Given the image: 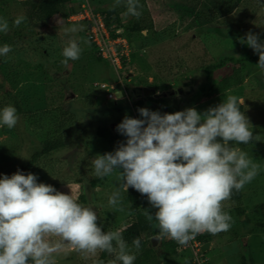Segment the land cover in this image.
<instances>
[{"label": "rangeland", "instance_id": "374dc122", "mask_svg": "<svg viewBox=\"0 0 264 264\" xmlns=\"http://www.w3.org/2000/svg\"><path fill=\"white\" fill-rule=\"evenodd\" d=\"M23 1L26 0H0V18L9 22L8 32H0V46L12 47L7 56H0V109L11 104L20 118L13 129L0 128V174L11 176L17 167L26 164L32 154L41 149V142L53 137L66 113L71 118L63 132L65 146L40 158L29 173L36 175L39 183L71 193L73 199L93 208L106 231H122L132 223L135 209L148 210L151 206L147 197L134 189L123 191L116 172L106 177L95 176L92 166L95 156L114 152L118 143L126 140L109 145L97 136V128L108 125L113 130V123L123 115L141 119L139 113L134 112V104L148 98H166L172 109L168 114L187 108L202 113L221 103L226 96L235 95L244 101L242 112L249 118L255 138L247 145L233 146L240 147L260 165L259 174L240 190L241 205L253 208L264 203V73L256 67L259 60H244L239 64V86L217 96L206 95L197 103L199 88L205 82L202 67L218 65L227 58L235 61L251 58L253 50L241 43L248 32L264 41V0H244L227 18L186 33H180L177 23L158 31L128 33L126 26L133 21L142 23L146 15L152 13L146 0H139L142 13L139 18L125 15L123 5L113 9L114 0H89L90 8L98 16L111 10L114 11L111 19L115 16L119 19V25L111 28L116 27L128 46L127 56H123L124 65L122 63V70L118 72L120 81L106 61L97 59L83 20L64 21L56 16L42 28L28 27L26 20L15 26L14 20L24 17ZM71 27H76L77 31H66ZM69 40H76L82 52L78 60L64 64L62 50ZM3 58L10 59L8 65ZM225 63L226 66L213 73L212 83H217L236 66ZM102 83L116 84L118 89L123 87L126 102L108 107L107 103L113 101L106 100V92L98 88ZM192 96L195 98L191 103ZM144 104L142 108L167 113L156 103ZM117 189L121 203L110 206L109 196ZM235 206L230 200L224 202L225 211ZM119 207L125 211H119ZM239 222L227 232L212 235L210 247L201 257L193 253L191 244L198 243L193 239L179 253L176 262L264 264V234L250 233V226L242 217ZM161 242L157 241L156 246ZM131 252L137 256L140 250L131 249ZM100 253L85 258L65 248L55 254L54 259L55 264H95Z\"/></svg>", "mask_w": 264, "mask_h": 264}, {"label": "clouds", "instance_id": "9594fccd", "mask_svg": "<svg viewBox=\"0 0 264 264\" xmlns=\"http://www.w3.org/2000/svg\"><path fill=\"white\" fill-rule=\"evenodd\" d=\"M121 5L127 16L142 15L139 0H114L112 7ZM25 19L20 16L13 23L18 27ZM8 30L9 22L0 18V32ZM66 31L76 32L77 28ZM241 43L258 54L256 67L264 73V41L248 32ZM11 51V45L0 46V56ZM81 52L78 42L69 40L62 50V63L78 60ZM241 104L243 100L228 95L202 113L195 108L172 114L139 108L141 119L125 115L116 127L126 140L114 152L95 156L94 174L106 177L116 172L123 191L131 188L147 197L155 212L143 211L148 221L157 223L156 241L170 239L187 246L199 234L227 232L233 221L224 202L260 171V165L245 151L233 146L247 145L255 138L249 118L240 111ZM19 119L13 105L0 109V128L11 130ZM120 203L117 189L108 204L115 207ZM118 210L125 211L123 207ZM98 221L93 208L73 199L71 193L39 183L34 174L20 170L11 176L0 174V264H55L54 255L65 248L85 258L108 253L113 257L110 264H134L136 256L122 233L105 231ZM140 245V239L134 238L132 247L139 250Z\"/></svg>", "mask_w": 264, "mask_h": 264}, {"label": "trees", "instance_id": "16d2710c", "mask_svg": "<svg viewBox=\"0 0 264 264\" xmlns=\"http://www.w3.org/2000/svg\"><path fill=\"white\" fill-rule=\"evenodd\" d=\"M152 8V13L150 12L146 15L145 20L142 23L132 22L126 26V31L128 33H141L144 30L151 29L153 31L161 30L172 23H177V28H179L180 33H186L193 31L194 29L205 26L211 23H216L219 20L227 18L230 16L244 0H146ZM81 0H26L21 2L22 9L24 10V17L28 27L31 28H42L47 24L52 22V19L56 16H60L64 21H68L70 15L76 14L80 9ZM123 11L126 12V8L123 6ZM94 12V10H93ZM95 13V12H94ZM114 15V11L105 10L102 12V18L105 26L110 31L111 37H115L112 25H119V19L115 16V19H111ZM87 24V23H86ZM88 30V29H87ZM90 41V39H89ZM90 45L94 48V45L90 41ZM96 51V50H95ZM1 58V57H0ZM4 59V58H3ZM97 59L103 60L97 55ZM254 59L259 60L258 54L253 52V56L249 59H238L233 60L232 58H227L225 61L220 62L218 65L209 64L202 67L205 73V82L199 88L198 97L200 98L198 102L204 96H217L225 93L231 87H237L241 84V71L239 64L244 61H252ZM10 59H4L8 65ZM124 58H122V63L124 65ZM226 61L230 64L234 63L236 65L232 72L224 75L220 78L217 83L213 82V73L220 68L226 66ZM108 63V62H107ZM7 71V66L4 67ZM195 97H191V103L194 102ZM145 103H156L160 106L163 111L171 113L172 109L169 102L164 97L159 98H148ZM143 101H138L134 104L135 113H138V109L142 108L145 104ZM240 111L242 112V106L240 105ZM26 115V114H25ZM65 117L54 131L53 137L46 138L41 142V149L35 151L31 158L26 164L17 167L14 171L16 173L18 170L24 174H28L32 166L43 157L48 156L52 152H55L65 146L63 132L69 123V115ZM125 116L118 119L114 125V129L109 128L108 125H103L97 128V136L104 140L107 144L112 145L116 141L125 139L124 136L120 135L116 131L117 125L123 120ZM7 129V127L5 128ZM9 130V129H8ZM13 173V174H14ZM242 193L241 191H233L230 201L235 203L233 209H229L227 212L232 217V226H237L240 224L239 218L245 219V224L250 226V233H260L264 234V203L259 204L253 208L242 207L241 205ZM154 214L155 209H148ZM102 228L106 231V226L98 222ZM124 240L128 243L130 249H135L132 247V241L134 238H139L140 253L136 256L134 264H163L169 258H173L175 261L178 258L179 253L183 250L185 246L178 245L175 241L170 239H163L162 242L153 247L150 239L155 236L158 232V226L155 220L148 221L144 215L142 209H135L134 218L131 224L125 229L120 231ZM236 234V231H232ZM212 234L203 233L197 235L195 238L200 243L209 242ZM110 255L105 252H101L100 256L95 264H110L112 259H109ZM184 264H192L191 262H186Z\"/></svg>", "mask_w": 264, "mask_h": 264}, {"label": "built area", "instance_id": "2783aa9c", "mask_svg": "<svg viewBox=\"0 0 264 264\" xmlns=\"http://www.w3.org/2000/svg\"><path fill=\"white\" fill-rule=\"evenodd\" d=\"M79 11L70 15L67 20L74 21L75 18L78 21L83 20L87 23L88 26V35L91 43L94 45L97 54L112 68L116 74L117 80L120 81L119 71L122 70V58L127 56V41L125 38L121 37L119 31L115 30V37H111L110 31L105 26L103 18L98 16L90 8L89 0H81ZM85 16V17H84ZM120 83V82H119ZM115 85V86H114ZM100 89L106 92V100L115 101L114 92L116 90V84H107L102 83L97 85ZM123 97L126 98V91L122 87ZM193 248V253L195 256L200 251L201 245L199 243L191 244ZM196 264H200L199 261H196Z\"/></svg>", "mask_w": 264, "mask_h": 264}, {"label": "water", "instance_id": "95a60500", "mask_svg": "<svg viewBox=\"0 0 264 264\" xmlns=\"http://www.w3.org/2000/svg\"><path fill=\"white\" fill-rule=\"evenodd\" d=\"M114 96H115L116 100L113 101V102H108L107 103L108 107H111L114 104L121 105V104H124L126 102L124 97H123V94H122V92L120 90L115 91ZM150 241L152 243V246L155 247L157 241L154 239V236L150 239ZM209 247H210V243L207 242V243H204L201 246L200 250H201L202 253H204V252H206L209 249ZM163 264H178V263L173 258H169L166 261H164Z\"/></svg>", "mask_w": 264, "mask_h": 264}]
</instances>
